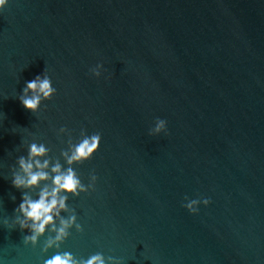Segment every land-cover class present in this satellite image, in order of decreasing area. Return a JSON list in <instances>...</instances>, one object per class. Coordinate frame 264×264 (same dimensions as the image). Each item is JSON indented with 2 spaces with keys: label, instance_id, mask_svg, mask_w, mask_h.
Segmentation results:
<instances>
[{
  "label": "water",
  "instance_id": "obj_1",
  "mask_svg": "<svg viewBox=\"0 0 264 264\" xmlns=\"http://www.w3.org/2000/svg\"><path fill=\"white\" fill-rule=\"evenodd\" d=\"M44 69L56 93L32 114L17 96ZM0 113V216L20 202L9 168L23 142L58 156L67 137L56 129L75 139L83 127L101 140L73 167L97 180L69 197L83 231L61 250L123 264H264V0H8ZM155 117L167 135H148ZM185 195L210 203L190 214ZM26 233L0 225L4 264H41Z\"/></svg>",
  "mask_w": 264,
  "mask_h": 264
},
{
  "label": "clouds",
  "instance_id": "obj_2",
  "mask_svg": "<svg viewBox=\"0 0 264 264\" xmlns=\"http://www.w3.org/2000/svg\"><path fill=\"white\" fill-rule=\"evenodd\" d=\"M7 4L8 0H0V11ZM103 71L105 69L99 61L88 68L93 77H100ZM55 93L56 88L44 69L24 82L17 99L26 110L35 114L42 102ZM2 119L3 113H0V121ZM147 133L150 136L160 133L167 135V121L155 117ZM61 134L67 139L63 140L65 147L59 150L58 156L49 155L51 149L43 141L31 139L23 142L26 145L25 154L18 155L14 165L9 168L10 183L20 190V202L13 208L11 217L0 216V225L9 229L18 228L22 232L27 230L23 244L34 248L39 242V252L44 257L41 264H123L120 257L105 255L101 251L85 257L61 250L72 231H83L75 208L68 203L69 197L92 190L97 180L95 172L90 171L88 182H82L73 165L92 157L99 147L101 133H88L82 127L73 139L72 130L61 125L56 129V135L60 138ZM10 199L15 200L16 197L10 196ZM209 203L208 197L189 198L185 195L181 207L195 214L200 205L207 206ZM50 249L53 250L52 254L47 255ZM0 264H4L2 259Z\"/></svg>",
  "mask_w": 264,
  "mask_h": 264
}]
</instances>
